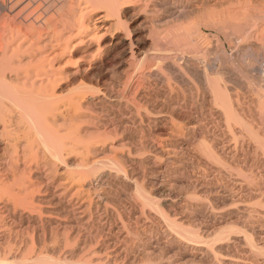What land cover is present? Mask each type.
Instances as JSON below:
<instances>
[{
  "label": "bare ground",
  "instance_id": "bare-ground-1",
  "mask_svg": "<svg viewBox=\"0 0 264 264\" xmlns=\"http://www.w3.org/2000/svg\"><path fill=\"white\" fill-rule=\"evenodd\" d=\"M13 2L0 264H264V0Z\"/></svg>",
  "mask_w": 264,
  "mask_h": 264
},
{
  "label": "rangeland",
  "instance_id": "rangeland-1",
  "mask_svg": "<svg viewBox=\"0 0 264 264\" xmlns=\"http://www.w3.org/2000/svg\"><path fill=\"white\" fill-rule=\"evenodd\" d=\"M3 5V9H2V14H1V16H0V58H1V56H2V53H3V51H4V43H1V42H5V40H3V38H4V34L7 32V25H8V22L7 21H9V20H7L6 21V19L8 18V16L9 17H12L13 16V14H14V10H15V7H14V2H13V0H0V5ZM5 5V6H4ZM7 8V9H6ZM12 9H14V10H12ZM261 9L263 10V12H261V18H260V23H261V21H262V23H261V25H262V27L264 28V7H261ZM8 15V16H6V15ZM5 16V17H4ZM4 17V18H3ZM7 17V18H6ZM263 17V18H262ZM6 21V22H5ZM6 28V29H5ZM3 40V41H2ZM262 41V40H261ZM259 42V44H258V48H259V50H257L259 53H257V51H256V49H258L257 47H256V49H255V52L257 53V54H259L260 55V57L262 56V59L264 60V39H263V41L262 42ZM262 43V44H261ZM2 44V45H1ZM262 46V47H261ZM227 47V50H228V52L230 51V48H229V45H227L226 46ZM3 48V49H2ZM261 49V50H260ZM262 54V55H261ZM69 163L68 162H65V163H63V164H60L59 165V169H64V167H66L67 165H68ZM92 182H93V184H96V180H95V178H93V180H92Z\"/></svg>",
  "mask_w": 264,
  "mask_h": 264
},
{
  "label": "built area",
  "instance_id": "built-area-1",
  "mask_svg": "<svg viewBox=\"0 0 264 264\" xmlns=\"http://www.w3.org/2000/svg\"><path fill=\"white\" fill-rule=\"evenodd\" d=\"M1 13H2V8H1V5H0V16H1Z\"/></svg>",
  "mask_w": 264,
  "mask_h": 264
}]
</instances>
